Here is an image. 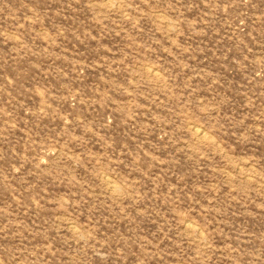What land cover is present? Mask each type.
Listing matches in <instances>:
<instances>
[{
  "label": "rangeland",
  "instance_id": "1",
  "mask_svg": "<svg viewBox=\"0 0 264 264\" xmlns=\"http://www.w3.org/2000/svg\"><path fill=\"white\" fill-rule=\"evenodd\" d=\"M0 264H264V0H0Z\"/></svg>",
  "mask_w": 264,
  "mask_h": 264
},
{
  "label": "bare ground",
  "instance_id": "2",
  "mask_svg": "<svg viewBox=\"0 0 264 264\" xmlns=\"http://www.w3.org/2000/svg\"><path fill=\"white\" fill-rule=\"evenodd\" d=\"M197 130H198V129H197ZM194 132H196V133H197L198 131H194ZM199 133H200V132H199ZM200 136H201V135H200ZM201 139H202V138H201Z\"/></svg>",
  "mask_w": 264,
  "mask_h": 264
}]
</instances>
